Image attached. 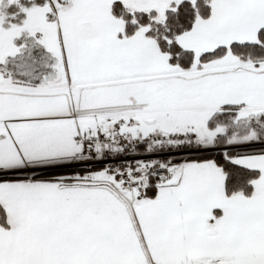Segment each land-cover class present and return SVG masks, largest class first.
<instances>
[{
    "label": "snow or ice",
    "instance_id": "obj_1",
    "mask_svg": "<svg viewBox=\"0 0 264 264\" xmlns=\"http://www.w3.org/2000/svg\"><path fill=\"white\" fill-rule=\"evenodd\" d=\"M0 264H264V0H0Z\"/></svg>",
    "mask_w": 264,
    "mask_h": 264
}]
</instances>
